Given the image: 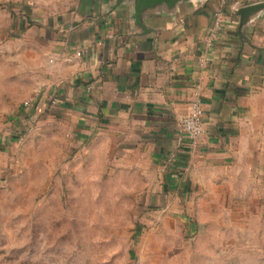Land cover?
Instances as JSON below:
<instances>
[{"label": "crops", "instance_id": "1", "mask_svg": "<svg viewBox=\"0 0 264 264\" xmlns=\"http://www.w3.org/2000/svg\"><path fill=\"white\" fill-rule=\"evenodd\" d=\"M260 2L183 1L152 10L139 25L132 3L69 0L50 26L35 24L44 32L36 39L60 105L82 132L131 142L136 165L172 177L171 186L156 185L168 189L167 204L227 205L229 220L264 221V8L242 29L237 13ZM218 9L224 24L213 37ZM197 97L206 132L194 147L181 119ZM259 236V246L245 244L243 253L258 251L264 264V228Z\"/></svg>", "mask_w": 264, "mask_h": 264}, {"label": "rangeland", "instance_id": "2", "mask_svg": "<svg viewBox=\"0 0 264 264\" xmlns=\"http://www.w3.org/2000/svg\"><path fill=\"white\" fill-rule=\"evenodd\" d=\"M68 1L0 0V264H258L243 253L260 244L257 215L167 204L156 185L172 177L60 105L35 24Z\"/></svg>", "mask_w": 264, "mask_h": 264}, {"label": "built area", "instance_id": "3", "mask_svg": "<svg viewBox=\"0 0 264 264\" xmlns=\"http://www.w3.org/2000/svg\"><path fill=\"white\" fill-rule=\"evenodd\" d=\"M216 18L213 27V37H217L223 29V12L218 9L215 13ZM76 56H81L82 52L78 51ZM204 109L201 100L197 97L191 100L188 111L181 119V128L185 133L190 143L196 147L201 143V140L206 132L204 121Z\"/></svg>", "mask_w": 264, "mask_h": 264}, {"label": "water", "instance_id": "4", "mask_svg": "<svg viewBox=\"0 0 264 264\" xmlns=\"http://www.w3.org/2000/svg\"><path fill=\"white\" fill-rule=\"evenodd\" d=\"M129 2L134 5V18L137 24L144 25L143 19L152 10L158 8H165L166 10H174L183 1L189 0H118V2ZM264 8V3H256L244 6L237 10V13L241 16L240 27L241 29L250 21V15L252 12L258 11Z\"/></svg>", "mask_w": 264, "mask_h": 264}]
</instances>
